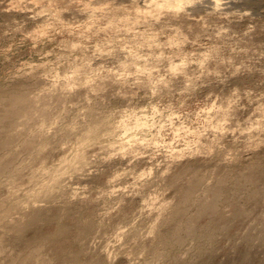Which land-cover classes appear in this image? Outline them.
Wrapping results in <instances>:
<instances>
[{"label":"rangeland","instance_id":"374dc122","mask_svg":"<svg viewBox=\"0 0 264 264\" xmlns=\"http://www.w3.org/2000/svg\"><path fill=\"white\" fill-rule=\"evenodd\" d=\"M193 2L0 0V97L32 106L0 156V264H264V0ZM197 176L195 201H234L170 262L151 248Z\"/></svg>","mask_w":264,"mask_h":264},{"label":"bare ground","instance_id":"6f19581e","mask_svg":"<svg viewBox=\"0 0 264 264\" xmlns=\"http://www.w3.org/2000/svg\"><path fill=\"white\" fill-rule=\"evenodd\" d=\"M146 1V0H145ZM150 1V0H149ZM192 0H151V4H150V9L154 8V10H163L164 9H169V8H173V10H175L176 8H179V7H182L183 8V4H185L186 2H191ZM194 1V0H193ZM197 0H195V3H196ZM209 1L210 5L213 3V7H215V1L216 0H207ZM144 2V0H143ZM148 2V1H147ZM185 2V3H183ZM201 2V1H200ZM204 2V1H203ZM206 2V0H205ZM194 3V2H193ZM194 3V5H195ZM198 3V2H197ZM197 3H196V7L197 6ZM202 3V2H201ZM208 3V2H207ZM208 3V4H209ZM188 4V3H187ZM185 4V5H187ZM199 4V3H198ZM141 5V4H140ZM149 5V4H147ZM191 5V4H189ZM194 5L192 4V6L194 7ZM200 5V4H199ZM216 5H219V2L218 4ZM144 5H141L142 8H144L146 6L143 7ZM185 7V6H184ZM182 8L180 10H182ZM185 9V8H184ZM171 10V9H170ZM179 10V9H178ZM167 11V10H166ZM147 12V11H146ZM173 12V11H172ZM179 12V11H177ZM159 13H161L159 11ZM152 15V13H151ZM154 15V14H153ZM155 17V16H154ZM151 18V17H150ZM156 18V17H155ZM16 91V90H14ZM22 91V90H21ZM4 92H7V91H4ZM23 92V91H22ZM8 93V92H7ZM5 93V94H7ZM12 93V92H11ZM18 93V91L16 92ZM9 94V93H8ZM10 95V94H9ZM4 96V94H3ZM31 101L28 100V96L25 95V93L23 94H12L8 97H0V156H1V152L4 151V150H8V146L11 144L8 145V131L11 127H13L17 121L16 118L22 114H28L29 112L32 114V112L30 111L31 110ZM31 106V107H30ZM28 125V124H27ZM16 126V125H15ZM12 129V128H11ZM10 129V130H11ZM11 140V139H9ZM28 141V140H26ZM25 145V144H24ZM27 146V145H26ZM30 146V145H29ZM10 151V149H9ZM2 157V156H1ZM13 157V156H12ZM7 160V159H6ZM1 161V159H0ZM2 162V161H1ZM9 165L8 164H5V163H1L0 164V174L3 173L8 169ZM19 169V168H18ZM6 173V172H5ZM237 176V174H236ZM242 177V176H241ZM245 177V176H244ZM250 177V176H249ZM195 178V177H194ZM236 179V178H235ZM249 179V178H248ZM202 182V180H200V178H197L195 180H193V183H192V186L190 188H187L188 190H185L184 192V196H183V201H191L190 203L192 202H195L197 207H198V212L195 216H193L194 218H191V219H187L188 223L185 227H183V218L185 217V209L183 208V206L181 207H177L178 209L173 213V216H172V221H174V224H172L173 226H169L168 229H166V231H164L161 235H160V239H159V242L157 240L158 243H156L153 247V249L151 248V251L153 252V254H156V255H159V256H162L165 260H170L171 262V259H169V256H170V250H168V247L169 249H171L170 247H172L173 245H180L183 243V240H185L184 238L186 237H191L193 239H196V240H200L202 241V239L204 240H211L213 234L217 231V229H219V225H217V223L219 224L218 220H219V217L218 216H222V213L218 214L217 216V207L218 205H220V196L226 193L223 192V190H221L219 187L215 188V189H212L211 188H214V187H211V188H205L203 191L205 193H207L210 197L208 200L206 199H201L199 198L197 201L194 200L193 198V192L194 190L200 185V183ZM243 181V180H242ZM239 182V181H238ZM244 182V181H243ZM202 184V183H201ZM242 184V183H241ZM240 184V185H241ZM208 191V192H206ZM254 192V191H253ZM252 193V192H251ZM256 193V192H254ZM7 194V193H6ZM230 194V193H229ZM236 194V193H235ZM231 196V194H230ZM227 196L225 197V202H232L234 201L233 200V197L231 196ZM253 196V195H252ZM223 197V198H224ZM188 202V203H189ZM185 203V202H184ZM234 204V203H233ZM177 206V205H176ZM238 206V205H236ZM237 208V207H236ZM238 209V208H237ZM7 210V209H6ZM236 210V209H235ZM240 210V209H239ZM20 211V210H19ZM241 211V210H240ZM5 212V211H4ZM220 212V211H219ZM21 213V212H20ZM235 213H240V212H235ZM216 214V215H215ZM241 214V213H240ZM36 215V214H35ZM34 215V216H35ZM170 215V214H169ZM208 216L210 217L209 218V221L206 222V224H203L202 226H197L196 224V220L197 218L199 217H202V216ZM166 216V215H165ZM164 216V217H165ZM12 217V216H11ZM37 217V216H36ZM218 217V218H216ZM33 218V217H32ZM166 218V217H165ZM164 218V219H165ZM13 219V218H12ZM11 219V220H12ZM171 219V218H170ZM169 219V220H170ZM223 220V219H221ZM220 220V221H221ZM166 221V220H164ZM168 222V221H167ZM264 222V221H263ZM82 223V222H81ZM88 223V222H87ZM162 223V222H161ZM170 223V222H169ZM221 223V222H220ZM86 224V223H85ZM167 224V223H166ZM201 224V223H200ZM17 225V224H16ZM21 224H19L18 226H20ZM24 225V224H23ZM22 225V226H23ZM28 225V224H27ZM26 225V226H27ZM162 225V224H161ZM168 225V224H167ZM222 225V224H220ZM20 226V227H22ZM62 227V226H61ZM91 225L90 224H87V225H84V228L85 229H80L77 236L75 237L77 240H84V237H83V232L82 233V230H88V229H91L90 228ZM63 228V227H62ZM59 227V230L57 232V235H60V233L63 232L64 229H62ZM65 228V227H64ZM83 228V226L81 227ZM221 228V226H220ZM222 228H225L224 226ZM164 229V228H163ZM264 229V228H263ZM91 231V230H90ZM227 231V230H226ZM17 232V231H16ZM158 233H156L157 235L159 234V231H157ZM86 233V232H85ZM21 234V233H20ZM64 234V233H63ZM89 234V231L88 233L86 234L88 236ZM263 234V233H262ZM61 236V235H60ZM85 236V234H84ZM159 237V236H158ZM88 238V237H87ZM90 238V237H89ZM88 238V239H89ZM249 238H251V236H249ZM87 239V240H88ZM187 239V238H186ZM75 240V239H74ZM84 242H86V239L84 240ZM83 242V243H84ZM199 243V242H198ZM204 243V242H203ZM2 245V243H1ZM102 245V244H101ZM199 245V244H197ZM196 245V246H197ZM201 245V244H200ZM88 247V246H87ZM100 247V246H99ZM175 247V248H176ZM177 247V248H179ZM1 248V246H0ZM160 248L164 249V251H160ZM173 248V249H175ZM2 249H3V246H2ZM200 251H202V247L200 248ZM87 248L85 245H80V249L78 250V252H87L86 251ZM99 252L102 250V249H98ZM179 251V250H178ZM77 252V251H76ZM76 253L73 255V257L71 258L72 261L74 262H77L79 260L78 256H79V253ZM101 252H104V249L103 251ZM151 252V253H152ZM169 252V253H168ZM174 251L172 250V253ZM177 252V251H176ZM172 253H171V257H173V262L170 263V264H181L179 263V259H178V252L177 253H173L174 255L172 256ZM84 254V253H83ZM82 254V255H83ZM94 254V253H93ZM85 255V254H84ZM107 255V254H106ZM93 257V256H92ZM170 257V258H171ZM91 258V257H90ZM105 259H99V258H93L92 260H90V262L88 261H83V262H79L80 264H105L104 262ZM166 264V263H165Z\"/></svg>","mask_w":264,"mask_h":264}]
</instances>
